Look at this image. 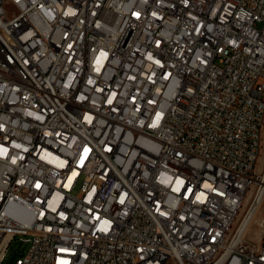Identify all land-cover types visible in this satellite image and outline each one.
<instances>
[{"label": "built area", "instance_id": "1", "mask_svg": "<svg viewBox=\"0 0 264 264\" xmlns=\"http://www.w3.org/2000/svg\"><path fill=\"white\" fill-rule=\"evenodd\" d=\"M263 129L264 0H0V264H264Z\"/></svg>", "mask_w": 264, "mask_h": 264}, {"label": "bare ground", "instance_id": "2", "mask_svg": "<svg viewBox=\"0 0 264 264\" xmlns=\"http://www.w3.org/2000/svg\"><path fill=\"white\" fill-rule=\"evenodd\" d=\"M264 172V169L262 170ZM264 181V179H263ZM250 194V193H249ZM264 202V187L262 192L258 193L255 197V201L251 203V207L249 208L248 213L243 218V221L239 224V233L241 237L247 238L249 237V232L253 231V239L256 244L261 239L263 234L262 230L264 231V214L262 212V206ZM262 233V234H261ZM255 238V239H254Z\"/></svg>", "mask_w": 264, "mask_h": 264}, {"label": "rangeland", "instance_id": "3", "mask_svg": "<svg viewBox=\"0 0 264 264\" xmlns=\"http://www.w3.org/2000/svg\"><path fill=\"white\" fill-rule=\"evenodd\" d=\"M258 169L260 170V171H262L263 169H264V129H263V138H262V145H261V151H260V162H259V166H258ZM248 199V198H247ZM251 202V201H250ZM250 202H248V207H247V213H248V211H249V208L251 207V203ZM262 212H263V214H264V202H263V206H262ZM246 212L244 213V215L242 216V218H241V220H240V222H239V224L241 223V221H243V218L245 217V215L247 214ZM238 224V225H239ZM262 232H263V230H262ZM249 234H251V235H249V237L247 236V238L248 239H250L251 241H253V242H255L253 239H251V236H253V231L252 232H249ZM262 234V233H261ZM255 239V238H254ZM256 243V242H255ZM20 247V245L19 244H16V243H14L13 244V249L11 248V250H10V256H9V259H11V258H13V257H16V256H19L21 253H24V252H26V248L27 247H25V245L24 246H22L21 248H20V252H15L16 250L15 249H18Z\"/></svg>", "mask_w": 264, "mask_h": 264}]
</instances>
